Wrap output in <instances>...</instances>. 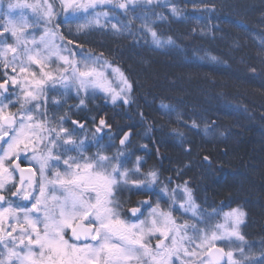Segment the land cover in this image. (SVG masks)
I'll list each match as a JSON object with an SVG mask.
<instances>
[{
  "label": "snow or ice",
  "instance_id": "obj_1",
  "mask_svg": "<svg viewBox=\"0 0 264 264\" xmlns=\"http://www.w3.org/2000/svg\"><path fill=\"white\" fill-rule=\"evenodd\" d=\"M154 2L41 0L27 4L16 0L8 4L6 13L0 14L6 20L0 24V69H3L0 73V264H264V251L259 260L252 259V246L246 243L240 231L246 213L232 209L223 213V222L212 225L211 219L219 213L215 210L200 213L187 181L171 190L168 210L163 209L159 201L153 206L151 201L144 200L130 209L134 219L123 218L120 194L125 189L151 192L152 187L160 183L158 172L141 173L139 157L136 167L129 169L122 151L112 156L101 152L85 156V141L73 138L77 129L63 126L67 116L56 120L55 126L47 116L45 94L49 89L45 85L49 82L52 85L59 82L66 90L75 87L77 95L81 90L86 94L92 90L91 94H95L99 89L109 94L114 104L120 98L125 104L129 103L132 84L123 72L112 69L103 53L94 56L85 54L82 49L74 52L69 47L74 45V40L58 30L81 16L86 19L97 8H119L127 12L140 5L151 7ZM57 7L65 13L64 19L58 18ZM16 9H32L37 14L36 23L45 26L38 42L27 31L30 27L27 16L22 11L17 15ZM172 12L177 13L174 6ZM101 16L107 19L108 12L95 13L93 19L78 25L77 31L92 23L99 24ZM142 20V27L151 34L157 47L173 44L171 37L166 41L158 37L148 24L147 16ZM32 27L39 31L35 25ZM111 27L120 31L117 24ZM67 36H72L71 29ZM56 39L61 44L57 45ZM29 44L33 46L28 47ZM62 52L67 55H61ZM77 54L79 60L75 58ZM53 56L62 64L55 72L44 71ZM32 65L39 66V78L36 71H30ZM109 69L119 76L118 91L105 77ZM84 104L85 99L81 98L80 105ZM161 107L167 108L166 105ZM92 122L96 123L95 118ZM72 123L79 131H85L84 124L76 120ZM193 126H196L195 121ZM110 127L101 118L95 133ZM130 135L124 132L120 139L122 147L130 142ZM29 148L30 157L25 154ZM185 150L190 152L191 148ZM72 151L78 155H66ZM208 159L204 157L205 161ZM24 161L35 163L38 178L36 173H26L21 168ZM61 161L64 171L59 170ZM53 168L56 170L52 171ZM181 188L183 199L177 205L176 193ZM57 191L60 196L55 195ZM162 191L169 190L165 186ZM180 210L183 214L191 212L195 222L189 223L187 219L178 222L173 213ZM237 241L240 243L235 249L227 250L217 243L232 245Z\"/></svg>",
  "mask_w": 264,
  "mask_h": 264
},
{
  "label": "trees",
  "instance_id": "obj_2",
  "mask_svg": "<svg viewBox=\"0 0 264 264\" xmlns=\"http://www.w3.org/2000/svg\"><path fill=\"white\" fill-rule=\"evenodd\" d=\"M10 2L16 0H0V14L8 11ZM23 10L29 19L27 31L38 36L42 23H36L37 14ZM104 11L107 19L101 16L99 24L77 31L86 19ZM14 12L18 14L17 9ZM56 12L59 19L65 18L59 7ZM145 16L158 37L162 41L171 37L173 44L157 47L142 27ZM86 19L81 16L58 31L74 40L69 46L74 52L103 53L121 69L132 84L129 103L114 104L90 93L84 107L76 109L77 96L66 100L61 95L47 112L67 116L69 130L76 127L72 121L87 117L98 145L108 140L104 153L122 151L129 169L139 157L141 173L158 172V189L161 184L172 189L187 181L203 212L233 208L245 212L242 234L252 246L251 258L259 260L264 251V0H155L151 7L140 5L127 12L97 8ZM2 23L6 20L0 15ZM101 118L111 127L95 133ZM129 130L131 141L122 147L120 139ZM158 191H152V203L159 200ZM149 197L125 189L119 199L128 210Z\"/></svg>",
  "mask_w": 264,
  "mask_h": 264
},
{
  "label": "rangeland",
  "instance_id": "obj_3",
  "mask_svg": "<svg viewBox=\"0 0 264 264\" xmlns=\"http://www.w3.org/2000/svg\"><path fill=\"white\" fill-rule=\"evenodd\" d=\"M110 9H115V10H117V9H119V8H110ZM17 11H18V14H19L21 11L25 14V12H24L23 9H17ZM18 14H17V15H18ZM27 18H28V17H27ZM28 20H29V19H28ZM44 27H45V26L42 24V25H41V33H40L38 36H35L34 32L31 33L32 35L35 36L37 42L39 41L40 36L44 34ZM48 27L51 28L52 25H48ZM31 38H32V36L30 35V36L28 37V39L31 40ZM55 43H56L57 45L60 44V43L57 41V39H56ZM32 46H33V45H31V44L28 45V47H32ZM41 48H43V45H41ZM61 55H67V54L64 53V52H62ZM75 58H76L77 60H79L80 57L77 56V57H75ZM60 64H62V61L58 60L55 56H53V57L51 58V60L49 61V63L45 65L44 71H53V72H55V71L59 68ZM110 64H111V68H112V69H114V68H118V69L121 71V69H120L119 67H117L116 65L112 64L111 62H110ZM30 71H36V72L38 73L37 78H39V66H37V65H32L31 68H30ZM121 72H122V71H121ZM123 74H124V73H123ZM124 76H125V75H124ZM105 77L107 78L108 81L111 82V86H112L113 88H116L117 91H118V90H119V89L117 88V85L119 84V76H118V74L113 73L112 70L109 69L108 71L105 72ZM125 77H126V76H125ZM45 87L49 89V90L46 92V94H45V95H46V98H47V99H46V106H47V108L50 107V106H49L50 103H57V102H59L60 100H59L58 98H59L61 95H62V99H66V100L68 99V97H70V96H72V95H75V96H77V97L79 98V103H77V104H76L75 106H73V107H74V108L76 107V109H81V108L84 107V105H83V106L80 105V99H81V98H84V99H85V97H86L87 95H89V94L91 93V91H92V90H89V94H86L83 90H81L80 94L77 95V92H76V88H75V87H72L71 89H67V90H66V89H64V87L62 86V84L59 83V82H57L55 85H52L51 82H49V84L45 85ZM16 92H17V93L19 92V88L16 89ZM95 93H96V94L98 93V94L103 95L104 97H106L107 99H109V100L112 102V100H111V96H110L109 94L104 93V92L100 91L99 89H97ZM51 95H52V96H51ZM130 95H131V93L129 94V98H130ZM12 99H15V96H13ZM122 101H123V98H120V99L117 100L116 103H119V102H122ZM71 106H72V105H71ZM69 107H70V106H69ZM15 110H16V109H12V111H15ZM42 110H43V109H42ZM50 114H51L52 116H50ZM59 115H61V114H59ZM47 116H48L49 120L53 121V126H55V121L58 120V119L60 118V117H58V114H57V113L54 114V112H52V113L47 112ZM37 118L39 119V117H37ZM66 123H67V122L65 121V123L63 124L64 127H65V124H66ZM72 128H73V129H77V131L74 133V137H73V138L76 139V140H84V141H85V145H86V147H85L84 152H83V154H84L85 156H93V155H95L97 152H101L102 154L108 155V154L104 153L105 150H106V151L109 150V148H108V147H109V146H108V140L106 141L105 144H103L102 146H99L98 143L94 140V132H93L92 130H90V128L86 129L85 131H79L78 126H76V127H72ZM60 151H62V149H60ZM120 152H121V151H120ZM25 154H27V155L30 157V156H31V149L29 148V150H28L27 153H25ZM116 154H118V153H117V152H116V153H112V155H116ZM66 155H67V156H73V157H75V156L78 155V153L75 152V151H72V152H68V153H66ZM27 163H29V161H27ZM29 164H30V163H29ZM31 164L34 165L35 167H37V166L35 165L34 162H32ZM135 167H136V164L134 165V168H135ZM55 170H56L55 168L52 169V171H55ZM59 170H60V171H64V166H63V164H62V161H61V164H60V168H59ZM51 178H52L51 175H49V179H51ZM17 182H18V177H17ZM164 187H165L164 184H161V186L159 187V189H158L157 185H154V186L152 187V191H157V190H159V191L157 192V195H156V196L158 197L159 200H155V199H154L155 202L152 203V199H151V198H153L154 196H153V193H152V191H151V192H145V193L149 194V196H150L149 199H140V201L149 200V201H151V203L153 204V206H155L156 202L159 201L161 207H162L163 209H165V210H168V205L171 203V199H170V196H171V190H172V189H177V187H173L172 189H169V188L167 187L168 190H169L168 192H164V191H162V189H163ZM133 191H135V190H133ZM129 192H131V191H129ZM135 192H137V191H135ZM141 192H142V191H141ZM56 196H60V192H59V191L56 192ZM182 199H183V191H182V188H181V189H178V190H177V193H176V201H177V205H178L180 202H182ZM140 201H139V202H140ZM195 203H196V202H195ZM138 205H139V203H138ZM132 208H134V207H132ZM129 209H131V208H129ZM233 209H238V208H233ZM231 210H232V209L225 210V211H222V210H215L217 213H219V215L213 217V218L211 219L210 223H211L212 225H215L216 223H221V222H223V220H222L223 213L228 212V211H231ZM124 211H127V210L124 209ZM144 211H145V216H147L148 210L145 209ZM198 211H199L200 213H212L214 210L209 211V212H203L202 210L198 209ZM123 213H124V212H122V217H123V218L134 219V218L132 217L130 211H129V214H125V215H124ZM173 215L177 218L178 222H181V223H182L185 219H187L189 223H194V222H195V221L191 218V217H192V213H191V212H188V213H186V214H183V210H180V211H176V212H174ZM143 218H144V217H141V219H143ZM242 225H243V224H242ZM242 225L240 226V231H241V233H242ZM199 226L202 227V228L204 227V225H199ZM154 243H155V240H153V244H154ZM217 243H218V246L225 247L226 250H227L229 247L235 249L236 245L239 244L240 242L237 241L236 243H234V244H232V245H228V244H226V243H221V242H217Z\"/></svg>",
  "mask_w": 264,
  "mask_h": 264
},
{
  "label": "flooded vegetation",
  "instance_id": "obj_4",
  "mask_svg": "<svg viewBox=\"0 0 264 264\" xmlns=\"http://www.w3.org/2000/svg\"><path fill=\"white\" fill-rule=\"evenodd\" d=\"M83 115V114H82ZM50 116H52L51 114H50ZM84 116H85V114H84ZM58 117H60V115L58 114ZM74 119H79V117L78 118H74ZM73 119V120H74ZM80 122V121H79ZM81 124H84L85 125V130L86 129H88V128H90V122H89V119L86 117V118H84V121H82V122H80ZM77 126V125H76ZM23 166H25V167H32L33 169H34V171H35V173H36V176H37V178L39 177V174H38V172H36V167L34 166V165H32V164H29V163H27V161H24L23 163H21ZM55 195H56V193H55ZM25 203H27V202H25ZM123 211H124V209H123ZM127 211H130V209H128ZM69 233H70V230H69V232H68V235H69Z\"/></svg>",
  "mask_w": 264,
  "mask_h": 264
},
{
  "label": "water",
  "instance_id": "obj_5",
  "mask_svg": "<svg viewBox=\"0 0 264 264\" xmlns=\"http://www.w3.org/2000/svg\"><path fill=\"white\" fill-rule=\"evenodd\" d=\"M127 132H130L131 133V135H130V137H129V141H131V138H132V136H133V131L132 130H129V131H127ZM123 137V136H122ZM121 137V138H122ZM129 142H127L126 143V145L128 144ZM17 163H19L20 161L18 160V161H16ZM21 168H23V169H25V172L27 173L28 171H32V172H34L35 173V171H34V169L32 168V167H25V166H23L22 164H21ZM17 176H18V173H17ZM71 235V232L69 233V236Z\"/></svg>",
  "mask_w": 264,
  "mask_h": 264
}]
</instances>
